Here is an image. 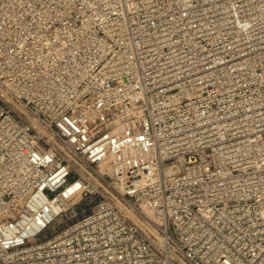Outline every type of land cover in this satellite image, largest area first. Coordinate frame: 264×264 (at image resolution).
Returning <instances> with one entry per match:
<instances>
[{"label":"built area","instance_id":"obj_1","mask_svg":"<svg viewBox=\"0 0 264 264\" xmlns=\"http://www.w3.org/2000/svg\"><path fill=\"white\" fill-rule=\"evenodd\" d=\"M0 264H264V0H0Z\"/></svg>","mask_w":264,"mask_h":264},{"label":"rangeland","instance_id":"obj_2","mask_svg":"<svg viewBox=\"0 0 264 264\" xmlns=\"http://www.w3.org/2000/svg\"><path fill=\"white\" fill-rule=\"evenodd\" d=\"M59 228H60V224L59 223H56L55 225H54V229H53V231H58L59 230Z\"/></svg>","mask_w":264,"mask_h":264}]
</instances>
